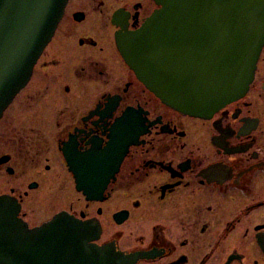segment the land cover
<instances>
[{
  "label": "flooded vegetation",
  "instance_id": "af4514ba",
  "mask_svg": "<svg viewBox=\"0 0 264 264\" xmlns=\"http://www.w3.org/2000/svg\"><path fill=\"white\" fill-rule=\"evenodd\" d=\"M156 8L68 1L0 117V196L30 228L61 215L130 264H264V47L245 96L208 118L181 113L116 42Z\"/></svg>",
  "mask_w": 264,
  "mask_h": 264
},
{
  "label": "water",
  "instance_id": "95a60500",
  "mask_svg": "<svg viewBox=\"0 0 264 264\" xmlns=\"http://www.w3.org/2000/svg\"><path fill=\"white\" fill-rule=\"evenodd\" d=\"M133 31L116 34L128 66L168 106L208 118L247 93L264 47V0H154ZM68 0H0V117L29 82ZM79 188V187H78ZM0 196V264H130L85 246L82 225L58 215L30 229ZM116 258V259H114Z\"/></svg>",
  "mask_w": 264,
  "mask_h": 264
},
{
  "label": "rangeland",
  "instance_id": "374dc122",
  "mask_svg": "<svg viewBox=\"0 0 264 264\" xmlns=\"http://www.w3.org/2000/svg\"><path fill=\"white\" fill-rule=\"evenodd\" d=\"M29 88H30V83L22 91H20L19 94L14 98V100L12 101V103L10 105V108L11 107H16V105L18 104V101L20 99H22L21 98V95L24 94V93H26L29 90Z\"/></svg>",
  "mask_w": 264,
  "mask_h": 264
}]
</instances>
